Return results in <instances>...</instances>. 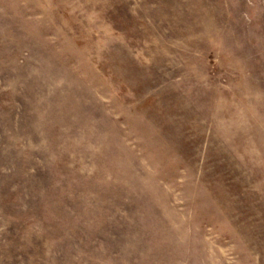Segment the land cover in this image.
I'll return each mask as SVG.
<instances>
[{"label": "rangeland", "instance_id": "374dc122", "mask_svg": "<svg viewBox=\"0 0 264 264\" xmlns=\"http://www.w3.org/2000/svg\"><path fill=\"white\" fill-rule=\"evenodd\" d=\"M0 264H264V0H0Z\"/></svg>", "mask_w": 264, "mask_h": 264}]
</instances>
